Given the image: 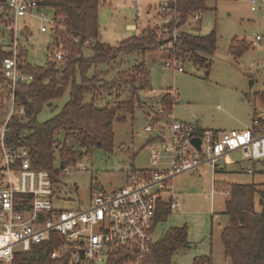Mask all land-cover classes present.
Returning <instances> with one entry per match:
<instances>
[{
    "label": "rangeland",
    "instance_id": "1",
    "mask_svg": "<svg viewBox=\"0 0 264 264\" xmlns=\"http://www.w3.org/2000/svg\"><path fill=\"white\" fill-rule=\"evenodd\" d=\"M134 1L107 0L100 7V39L111 46H118L122 40L137 35L142 29L149 27L157 31L159 45L146 52L142 59L148 69L150 88L142 91L140 97L151 109L137 110L134 119L127 114L125 120H114L112 150H85L81 162L86 170L71 172L60 179L57 197L61 199H54V206L58 209H77L87 204L92 186L114 190L126 183L131 171L151 167V156L157 144L151 141L144 128L150 123L149 116H153L152 113L159 107L160 95L170 94L171 91L174 93L170 95L177 96L171 118L199 124L203 129L243 130L252 128L258 116L264 117V100L260 97L264 93L263 0H257L255 4L252 0H207L200 20L194 21L189 16L180 26H176L180 23L177 14L169 10L164 15L162 11V7L172 0H141L140 8L132 5ZM112 5L117 8L114 10ZM138 11L140 16H137ZM2 14L0 9V16ZM172 19L175 25L170 29L168 25ZM25 21L29 31H25L27 35L21 38L24 48L20 53L25 64L43 66L48 58L52 60L54 51L61 49L66 52L62 45L56 47L52 44L50 31H40V23L36 19L27 18ZM176 29L179 34L201 36L216 31L217 49L213 54L201 53L204 61L196 64L193 57H184L179 53V43L175 44L176 53L170 49L171 33ZM9 34L8 28L0 22V43H9ZM257 36L262 41L254 45L252 42ZM234 39L250 43L239 58H234L229 52ZM174 53L184 60L183 72L174 67H163L165 58ZM83 54L87 58L93 57L89 48L83 49ZM140 62L141 57L136 53L118 54L114 59L99 63L89 70L88 75H94L99 85L113 81L116 89L112 90V95L116 97L119 91L118 96L125 100L131 88L126 82L136 78V65ZM76 80H81L79 73ZM96 93V97L94 93L86 94L85 102L95 99L98 107L113 104V96L103 89ZM69 98L70 88L60 98L45 104L37 120L43 123L55 117ZM231 159L236 162L229 165L221 163V172H213L211 167L204 166L198 175L185 173L174 179L172 190L180 193L181 204L169 213L165 221L157 222L153 234L157 242L170 228H187L189 246L174 254L173 264H192L203 257L210 258L211 264H231L224 254L221 239L222 231L229 222L225 213L226 189H219L214 181L255 183L264 190V159L247 158L242 152L232 154ZM55 165L58 166V163ZM256 210H261L258 194Z\"/></svg>",
    "mask_w": 264,
    "mask_h": 264
},
{
    "label": "built area",
    "instance_id": "2",
    "mask_svg": "<svg viewBox=\"0 0 264 264\" xmlns=\"http://www.w3.org/2000/svg\"><path fill=\"white\" fill-rule=\"evenodd\" d=\"M45 2L0 0L10 33V56L1 64L0 78V108H8L0 122V264H15L20 255L45 245L54 246L51 258H68L70 264H105L118 251L125 252L128 264H141L154 250V222L160 204L170 205L172 210L181 204L180 195L172 190L174 179L185 173L198 175L204 166L216 172L221 163H235L231 155L237 152L247 158L264 159V117L258 116L252 128L243 130L203 129L171 118L172 114L166 116L160 102L144 128L157 144L151 167L131 171L126 183L114 190L92 186L87 204L77 209L56 208L54 199H61L57 197L61 177L86 167L76 161L63 167L55 177L49 170L32 164L27 148L9 146L6 141L8 124L18 112L17 86L33 80L24 71L20 58L21 38L29 31L25 19H36L43 33L64 29L63 18L56 16ZM256 2L252 0L253 4ZM134 5L140 8L141 3ZM169 10L168 5L162 7L164 14ZM140 15L138 11L137 16ZM201 16L202 12H197L192 19L198 21ZM178 37L176 29L171 33L170 45L175 53ZM260 41L262 38L257 36L252 43L257 45ZM175 53L164 57L163 67L183 72L184 60ZM52 59L63 62L66 52L54 51ZM195 137L200 138V148L193 143Z\"/></svg>",
    "mask_w": 264,
    "mask_h": 264
},
{
    "label": "trees",
    "instance_id": "3",
    "mask_svg": "<svg viewBox=\"0 0 264 264\" xmlns=\"http://www.w3.org/2000/svg\"><path fill=\"white\" fill-rule=\"evenodd\" d=\"M106 1L46 0L45 5L56 16L63 18L64 29L52 33L51 41L56 47L63 46L66 59L56 63L48 58L43 66L24 64L21 60L24 71L32 75L33 80L17 86L18 112L8 124L6 141L9 146L27 148L32 164L49 170L55 177L60 175L63 167L82 161L85 150H112L115 119L125 120L127 114L134 119L137 110L151 109L140 97L142 91L150 88L148 69L142 59L146 52L153 51L159 45L158 33L148 27L137 35L122 40L118 46L101 41L99 9ZM206 2L207 0H172L167 5L171 9L170 13L177 14L180 23L176 26H180L187 17L203 12ZM171 21L168 26L173 29L174 20ZM1 23L8 25L6 14H2ZM179 41V53L184 57L189 55L196 64H201L204 59L200 54H213L217 49L218 39L216 31H212L205 36L181 33ZM9 44L0 43V78L1 64L10 56ZM249 47L250 43L245 40L234 39L229 52L234 58H239ZM85 48L93 51V57L84 56ZM131 53L141 57V62L136 65V78L126 82L131 87L128 99H121L119 91L116 92V97L112 95V90L116 89L113 81L99 85L94 75H88L89 70L99 63L114 59L118 54ZM77 73L81 75L80 81L76 80ZM68 88L70 98L62 111L52 119L40 123L37 115L43 106L63 96ZM100 89L113 96V104L98 107L95 99L85 102L86 94L94 93L96 97V92ZM260 97L264 100V93ZM176 98L177 96L170 94L163 96L161 103L165 106L166 116L172 114ZM7 111L6 106L0 108V122L5 119ZM56 162L58 166L55 165ZM215 186L229 190L225 200V213L229 222L221 234L225 256L230 259L231 264H264V190L259 189L255 183H225L215 180ZM257 194L261 206L259 212L256 210ZM171 211L170 205L160 204L154 227L157 222L165 221ZM187 235L185 226L170 228L155 243L153 253L141 264H173L174 254L189 246ZM53 247L45 245L34 248L20 255L15 264H70L68 258H51ZM105 264H128L127 255L123 251L113 253ZM192 264H211V260L208 257L198 258Z\"/></svg>",
    "mask_w": 264,
    "mask_h": 264
},
{
    "label": "crops",
    "instance_id": "4",
    "mask_svg": "<svg viewBox=\"0 0 264 264\" xmlns=\"http://www.w3.org/2000/svg\"><path fill=\"white\" fill-rule=\"evenodd\" d=\"M137 1H140V3L142 4V1L141 0H135L133 3H132V5L134 6V3L135 2H137ZM168 1H170V0H168ZM150 7H151V5H150ZM114 9V8H113ZM115 10V9H114ZM99 16H100V14H99ZM99 24H100V22H99ZM130 27H132V26H130ZM197 126H199L200 128H201V126L199 125V124H196ZM229 165V164H228ZM249 170H251V169H249ZM222 171V167L220 166L218 169H217V171L216 172H221ZM214 183H215V181H214ZM180 194V193H179Z\"/></svg>",
    "mask_w": 264,
    "mask_h": 264
},
{
    "label": "water",
    "instance_id": "5",
    "mask_svg": "<svg viewBox=\"0 0 264 264\" xmlns=\"http://www.w3.org/2000/svg\"><path fill=\"white\" fill-rule=\"evenodd\" d=\"M193 143H194L198 148H200V138H198V137L193 138Z\"/></svg>",
    "mask_w": 264,
    "mask_h": 264
}]
</instances>
